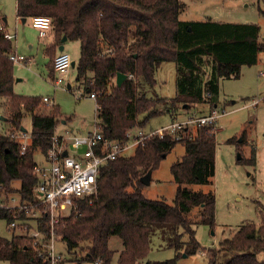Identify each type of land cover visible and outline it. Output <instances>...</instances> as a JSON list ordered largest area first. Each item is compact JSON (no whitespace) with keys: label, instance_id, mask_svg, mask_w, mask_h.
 <instances>
[{"label":"trees","instance_id":"trees-1","mask_svg":"<svg viewBox=\"0 0 264 264\" xmlns=\"http://www.w3.org/2000/svg\"><path fill=\"white\" fill-rule=\"evenodd\" d=\"M184 7L183 0H17V15L51 18V41L45 52L50 57L52 81L55 57L64 51L60 46L67 40L80 41L77 81L85 92L96 95V123L106 138L127 142L129 129L144 127L164 112L179 108L218 111L220 80L239 78L242 65L257 63L264 51L257 23L183 19ZM0 23L4 25L0 29V110L4 112L0 115L7 124L6 131L0 130V199L17 193L22 200L34 203L39 177L35 153L48 154L62 113L58 105L49 107L37 95L15 92L16 61L8 53L16 50L13 40L5 37L7 20L0 16ZM163 61L177 64V95L172 98L147 93L146 86L156 85V70ZM118 73L127 75L121 85L117 84ZM27 113L32 117L30 133L22 129ZM23 132L27 138L22 137ZM181 134V139L154 135L139 143L132 154L102 165L96 191L78 199L69 216L55 228L70 251L79 249L90 261L111 264L115 250L110 239L118 235L123 243L118 264H176L183 253H197L201 244L186 212L201 206V221L214 226L216 194L192 191L185 184L209 183L215 175L216 126L199 125ZM179 142L186 152L171 164L178 184L174 203L146 196L143 177L158 168ZM24 143L27 146L22 152ZM238 161L253 164L255 158L241 156ZM18 180L20 187L14 185ZM0 218L7 225L16 222L11 237L0 233V260L6 264H51L46 215L35 219L26 209L0 206ZM35 225L43 233L37 241L29 234ZM158 232L167 235L166 245L175 249L173 258L159 262L147 258L152 236ZM205 253L207 264H264V255L260 257L264 253V223L243 222L219 247H208ZM224 256L227 258L222 260Z\"/></svg>","mask_w":264,"mask_h":264},{"label":"rangeland","instance_id":"rangeland-1","mask_svg":"<svg viewBox=\"0 0 264 264\" xmlns=\"http://www.w3.org/2000/svg\"><path fill=\"white\" fill-rule=\"evenodd\" d=\"M183 2L185 4L181 13L183 19L211 18L219 21L253 22L260 25L261 39H264V2L262 1L183 0ZM0 16L7 17L8 29L16 33V39H13L15 50L34 57V61L30 63H14L15 92L37 95L41 98L47 96L49 101L44 102L46 105L60 107L62 119L56 128L57 135H66L72 131L85 132L84 130L93 126L97 113L96 100L90 97L77 81L76 67H70L66 76V86L56 87L50 77V57L46 54L45 48L38 45L32 50L28 46L30 40L38 39V31L30 26L29 22L23 23L18 18L17 0H0ZM49 38L50 36L46 37ZM80 50L79 40L65 42L64 51L71 55L72 60H78ZM261 71L264 72V51L260 52L257 63L242 65L239 78L220 80L218 111L225 110L226 113L218 117L216 123L215 175L209 183L185 184L192 191H213L216 194V220L214 226L201 221V206H195L186 212L196 229V238L201 248L195 254L183 253L176 264H207L206 248L219 247L220 241L232 236L243 222L264 223V74H261ZM176 77V62L163 61L156 70V85L146 86L148 95L175 97ZM69 83L72 85L71 88L68 87ZM193 110L179 108L177 112H164L152 117L143 128L148 131L151 128L168 125L186 117ZM0 112L3 113V109ZM23 125L30 133L32 117L29 113L23 117ZM137 127L140 126L131 129L135 130ZM6 129L5 120L0 118V130L6 131ZM135 148L129 147L127 154H132ZM185 152V145L182 142L177 143L162 159L158 168L146 173L145 178L149 181V183L144 182L143 192L146 196L165 198L169 203H174L178 184L173 178L171 164L179 160ZM239 153L245 159L254 157L255 162L253 161V164L239 162ZM35 160H44V154L40 150L36 151ZM14 185L20 187L21 181H15ZM10 197H13L12 201L14 199L19 201L17 193L10 194L5 201L9 202ZM0 233L7 237H11L13 233L3 218H0ZM185 238H188L187 235ZM167 240L165 233H154L152 248L147 258L157 262L173 258L175 249L166 245ZM55 245L62 255L58 264H97L96 261L83 257L86 255L85 251L81 252L79 249L70 251L66 242L60 238L56 239ZM110 247L115 250L111 264H118L119 254L123 248L122 240L118 235L111 237ZM263 255L264 253H261L260 257ZM226 258L224 256L222 260ZM0 264L6 263L0 260Z\"/></svg>","mask_w":264,"mask_h":264},{"label":"built area","instance_id":"built-area-1","mask_svg":"<svg viewBox=\"0 0 264 264\" xmlns=\"http://www.w3.org/2000/svg\"><path fill=\"white\" fill-rule=\"evenodd\" d=\"M29 20L32 26L39 30L41 36H45L52 26L51 18L46 15H34ZM0 29H4L2 23H0ZM14 36L15 34L8 30L5 32L6 38L13 40ZM8 56L19 63L26 61L24 55L16 52H9ZM72 61L71 55L65 51L59 52L55 57L53 83L56 86H66V76L72 66ZM261 73L264 72L261 71ZM91 96L96 99L95 93H91ZM43 100L48 102L49 98L45 96ZM224 113H226L225 110L206 113L193 110L186 117L159 128H151L148 131L143 127L131 129L126 133L127 142L106 138L97 123L94 131L87 135H54L48 154L44 156L43 161H39L35 166L39 175L38 182L34 187L36 202L24 201L20 196L19 201H15V199L12 201L13 197H10V201L7 202L4 199L6 197H3L0 199V206L15 208L19 211L26 209L35 219L46 215L51 233L49 242L46 243L49 248L50 263L58 264L62 255L56 249L55 243L58 238L55 228L65 217L69 216L78 199L96 191L99 172L104 163L109 159L127 154L129 147H136L154 135L164 137L170 134L181 139L183 137L181 132L183 133L187 129H195L204 124L216 126L218 117ZM22 137L27 138L28 134L23 132ZM26 146L27 143H24L22 152L26 150ZM26 226L28 227V225ZM15 227L16 222L8 224V228L11 230ZM29 234L34 236L37 241L42 238L43 233L35 225L30 228Z\"/></svg>","mask_w":264,"mask_h":264},{"label":"crops","instance_id":"crops-1","mask_svg":"<svg viewBox=\"0 0 264 264\" xmlns=\"http://www.w3.org/2000/svg\"><path fill=\"white\" fill-rule=\"evenodd\" d=\"M17 16H18V15H17ZM2 17H6V16H2ZM6 18H7V17H6ZM18 18H20V17L18 16ZM28 19H29V18H28ZM28 19L24 20L23 18H20V20H22L23 23H27V22H29L30 26H32L30 20H28ZM6 27H7V30H8L9 32L15 34L14 39H16V33H15V32H12V31H10V30L8 29V19H7V25H6ZM32 27H33V26H32ZM33 28H35V27H33ZM35 29L38 31V39L33 40V41L30 40V43L28 44L29 48L32 49V50H34L36 47H38V45H39V46H42V47L45 48L47 42L51 41V36L49 35V32H48L45 36H41L40 33H39V30H38L37 28H35ZM47 36H50V38H49V39H46ZM64 48H65V44H64ZM15 52H17V51H15ZM17 53H18V52H17ZM18 54H22V55H24L25 57H27V63H30L31 61H34V57H33V56H26V55H25L24 53H22V52H20V53H18ZM75 61H77V60H75ZM261 74H262V73H261ZM263 74H264V73H263ZM54 85H55V84H54ZM56 87H57V86H56ZM68 87L71 88L72 85L69 83V84H68ZM89 96L92 97L90 93H89ZM95 100H96V99H95ZM96 104H97V102H96ZM208 111H209V110H207V112H208ZM190 112H192V111H190ZM96 114H97V113H96ZM61 119H62V118H61ZM95 125H96V121H95V123H94L93 126H90L87 130H84L85 132L80 131L79 133H75V132L72 131V132H70V133H69V132L66 133V135H59V136L87 135V134H90V133H92V132L94 131V129H95ZM56 135H57V134H56Z\"/></svg>","mask_w":264,"mask_h":264},{"label":"water","instance_id":"water-1","mask_svg":"<svg viewBox=\"0 0 264 264\" xmlns=\"http://www.w3.org/2000/svg\"><path fill=\"white\" fill-rule=\"evenodd\" d=\"M4 18H5V20H7L6 17H4ZM23 19L26 20L27 18H23ZM65 39H66V38H65ZM60 50H64V44H62V45L60 46ZM75 65H76V61L73 60V61H72V66H75ZM126 77H127V75H126L125 73H118V75H117V84H118V85H121L122 82L126 79ZM0 118H1V119H4L5 117L2 116V115H0ZM22 129H23V130H26V128H25L24 126L22 127ZM241 156H242V155L239 153L238 158H240ZM143 181H144L145 183H149L148 179L145 178V177H143Z\"/></svg>","mask_w":264,"mask_h":264}]
</instances>
